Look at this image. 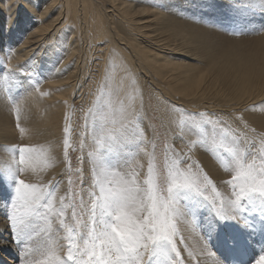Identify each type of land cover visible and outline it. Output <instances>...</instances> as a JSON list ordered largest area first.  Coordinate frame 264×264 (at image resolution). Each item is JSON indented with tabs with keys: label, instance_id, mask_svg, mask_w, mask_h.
I'll list each match as a JSON object with an SVG mask.
<instances>
[{
	"label": "bare ground",
	"instance_id": "1",
	"mask_svg": "<svg viewBox=\"0 0 264 264\" xmlns=\"http://www.w3.org/2000/svg\"><path fill=\"white\" fill-rule=\"evenodd\" d=\"M222 12L239 29L219 27ZM260 24L263 29L264 8L258 0H0V179L5 176L2 167L18 166L15 148L35 147L39 154L21 166L20 178L42 184L57 180L56 206L61 196L69 204L62 152L74 95L90 105L82 114L86 149L107 145L109 135L122 134L125 143L135 145V154L128 161L124 151L129 147L121 145L116 171L120 178L134 176L138 183L147 176L156 131L147 112L150 86L160 100L169 136L170 127L178 126L193 139L197 132L191 130L190 119L200 111H222L264 131V106L248 108L264 101ZM85 70L91 74L87 90ZM168 102L171 120L164 113ZM135 138L140 139L138 146ZM198 146L192 145L195 151ZM198 156L206 170L218 169ZM12 180L8 176L5 181L10 191ZM6 208L0 205V249L22 260L20 264H29L26 259L38 250L44 254L41 262L64 261L66 239L58 220L52 219L46 231L55 230L51 250L18 248L6 241ZM67 215L72 217L71 208ZM204 238L195 228L186 234L188 262L220 264ZM259 251L256 246L254 252Z\"/></svg>",
	"mask_w": 264,
	"mask_h": 264
},
{
	"label": "snow or ice",
	"instance_id": "2",
	"mask_svg": "<svg viewBox=\"0 0 264 264\" xmlns=\"http://www.w3.org/2000/svg\"><path fill=\"white\" fill-rule=\"evenodd\" d=\"M264 8V0H258ZM106 107V106H105ZM103 111V109H101ZM204 116L203 113L200 114ZM103 119V117H102ZM114 123V121H113ZM211 118L196 120L190 119V126L201 136V142H206L209 136L215 144L216 129L209 128L216 124ZM70 131V129L65 130ZM223 132V128L218 129ZM138 134V133H137ZM111 142L101 145L98 154H95L93 163V184L90 190L81 186L79 200L76 193L71 194V203H64L67 197H59L60 206H56L57 185L48 187L27 183L20 178V173L36 155L38 149L31 146H20L18 166L2 167L5 178L11 176L14 180V195L10 201L12 211L9 214L10 225L18 242L31 240L32 233L38 221L51 225L53 218L58 220L60 228L66 232L68 241V264H176L177 250L175 221L184 216L186 209L181 199L184 193H193L203 197L200 190L201 177L199 173L187 174L177 167V161H172L167 173V189L162 193L156 183L154 168L149 167V179L142 187L135 177L119 178L118 181H108V175L116 171L117 166H110L103 158V153L115 145L117 148L127 146L124 137L109 135ZM219 147L225 150L232 158L235 172V183L232 184L235 198L231 200L232 212L215 211L220 220L243 221L247 224V215L253 208L264 211V152H261V161L257 168L253 153L241 151L239 148L220 143ZM251 158L253 163H249ZM103 173V178L100 175ZM207 179V177H203ZM117 186L113 187L112 184ZM211 183V181H209ZM239 189V191H236ZM87 197V199H86ZM80 208V213L76 208ZM72 209V220L69 224L67 213ZM86 213L87 218L81 221L77 217ZM144 213L147 215L145 216ZM86 230V231H82ZM43 231H48L44 229ZM235 239L239 246L243 241ZM75 250V252H74ZM59 260V257L57 258ZM221 264V262H220ZM252 264H264V253L259 254Z\"/></svg>",
	"mask_w": 264,
	"mask_h": 264
},
{
	"label": "rangeland",
	"instance_id": "3",
	"mask_svg": "<svg viewBox=\"0 0 264 264\" xmlns=\"http://www.w3.org/2000/svg\"><path fill=\"white\" fill-rule=\"evenodd\" d=\"M221 14V17L218 19V21H221L218 24L219 27L234 25L232 24V22L235 21L231 20L230 16L227 13L222 12ZM241 21L242 20L240 19L236 22L241 23ZM234 26L239 29L237 27L239 26L238 24H235ZM234 26L232 27L233 30H235ZM261 26L262 24L257 26L258 28H260V31L264 29H261ZM240 31L242 32L244 31V29L240 28ZM92 72L93 76L97 75L95 74L96 70H93ZM90 76L91 74H88L85 70L83 81L86 90L88 89L86 82L88 81L87 79ZM148 93V99L150 102L147 105V112L149 113V117L151 118L153 125L156 127V131L152 135L150 140L149 167L151 166L154 168L156 183L158 184L160 191L162 193L166 192L167 173L172 161H177V167H179L181 172L185 175L190 169L192 173L198 172L201 177L200 190L203 193V197L195 196V194L193 193H184L181 197V199L183 200V206L186 209V213L184 216L179 217L175 221L176 227L178 229L175 234V241L177 250L180 253V255L176 257V264H191L186 258V252L188 253L186 234L188 232L190 233V229L194 228L196 229V231L200 232L202 236L205 237L204 241L209 244V248L211 250L210 253L213 254L217 259H219L220 262L224 261V264H252L254 259L259 254L264 253V211H260L258 208H253L252 210H250L247 215V224H244L243 221H241V223L237 222L236 220L222 221L217 218L214 213L215 211H224L229 213L232 212L230 202L235 198V194L233 192L232 184H230L229 181H232V183L236 182L234 179L235 172L232 170V158L225 150L219 147V144L224 143L227 146L239 148L242 152L246 150L247 152L253 153L256 156L254 163L258 168L261 163L259 155L261 152H264V131L257 128L255 125L248 126L246 122L230 119L222 111L216 112L217 114H213L212 112L208 111H200V113L193 112L198 114L196 120L199 121L211 118L208 115L212 113L213 118L211 119L217 122L210 128L208 126H205L210 132L213 129L217 130L215 134V144H213L212 142V136H209L206 142H201V136L197 131V134L195 135L196 137L194 136L193 139H189L188 137L186 138L182 134V131L178 126L170 127V131L172 130L173 132H171L173 134L169 136L168 132L163 126L166 122V119L163 120L160 117V115L162 114L161 110H159L158 108V105L161 104L160 100L157 96H155V93L153 92L151 86L148 89ZM77 96L78 95H74L72 97V106L70 111L71 113L67 120L68 123L66 122V124L64 125L65 130L70 129V131H65L63 135L65 141L62 153L66 157V175L70 182V198L68 199L69 203H71L72 193H76L77 195L75 198L77 201L79 200L82 181L83 186L86 189H89L93 184L94 172L92 160L95 154H98L100 150V146H97L96 148L92 147L90 150L86 149L88 139L86 134L84 133L86 132V127L84 126H87V124L83 119L82 114L84 112L85 114H87L90 105L89 101L87 103H84L82 97ZM260 105L264 106V101L248 108H258ZM170 106H172V104L168 102L164 111L165 115L169 117V120L172 119V113L169 110ZM255 112L258 113V110H255ZM201 113H203L204 116H201ZM136 117L140 118L139 116ZM72 119H74V122ZM134 124L136 127L138 126L136 122H134ZM88 128L91 129L90 127ZM219 128H223L224 131L219 132ZM138 140L140 141V139L138 138H135L133 140V143H136L137 146L140 144ZM127 141V146L129 147V149L124 152L128 154V161H130L135 154V145H133L129 140ZM193 143L199 145L196 148V151L192 147ZM120 148L121 147L117 148L113 145L111 149L103 153V158L107 164H109L110 166L117 165L116 163L119 157L117 152L120 151ZM14 151H16V148L14 149ZM199 153L209 163H213L215 166H217L218 169L224 171L225 175H223L218 169L206 170L203 163L199 160ZM248 162L253 163V160L249 158ZM146 174L147 176L141 183H139L142 187H146L145 182L149 179L148 171ZM205 176L207 177L206 180L203 179V177ZM97 178H103V173L100 175V177ZM119 178L120 177L118 172L114 171L112 174L108 175L107 180L118 181ZM6 179L7 178H5V176H3V179H0V192L2 190L4 191L1 197L0 205L7 206L6 210L4 211V215L6 218H8L10 212L12 211L10 207V201L14 195V180L11 181L12 188L10 191L8 190V186H6ZM209 181H211V183H209ZM57 182V180H52L48 183L43 184L40 182H32L31 184L48 187L49 185H57ZM112 186L116 187L117 184L113 183ZM90 190L95 191L98 189L90 188ZM236 191H239V189H237ZM76 212L80 213L79 207L76 208ZM144 215L146 216L147 214L144 213ZM77 218L83 221L87 218V214L83 213ZM69 219L70 220H67V223H74L72 218ZM250 226L253 228L252 231L248 230V227ZM49 227V224L44 223L43 221H38L32 234L35 235V238L37 236L39 241L37 240L35 242L33 239H31L30 241L25 239L23 242H18V239L13 232L11 225L8 223L6 224V231L9 236L6 238V241L18 248L28 245V248L37 247L38 249L42 248L45 250H51V246L53 244L52 238H55V233L53 231L55 230L51 231V233L49 234H47L46 231H43L47 228L50 230L51 228ZM60 230L62 231L64 237H66V232L61 228ZM82 231L86 230L82 229ZM251 236H253V238H251ZM40 237H45V239H42ZM232 237L240 238L243 242L238 246L235 239H229ZM65 243L66 246L64 252V261H61V263L59 264H68V241L66 240ZM256 246L260 247V251L258 253L254 252V248ZM43 255V252L40 250H38L37 253H34V251H32L26 260L29 264H57L52 262L53 258L41 262V260H43ZM21 261L22 260H20L19 258L14 257L12 253L4 252L2 248L0 249V264H20ZM207 262L208 261L206 259L203 261L195 259L193 263L203 264ZM161 264H167V261L162 260Z\"/></svg>",
	"mask_w": 264,
	"mask_h": 264
}]
</instances>
